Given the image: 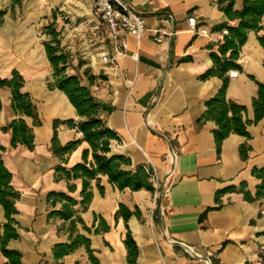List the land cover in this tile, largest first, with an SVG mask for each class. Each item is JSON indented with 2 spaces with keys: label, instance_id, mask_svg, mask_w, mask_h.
Wrapping results in <instances>:
<instances>
[{
  "label": "crops",
  "instance_id": "1",
  "mask_svg": "<svg viewBox=\"0 0 264 264\" xmlns=\"http://www.w3.org/2000/svg\"><path fill=\"white\" fill-rule=\"evenodd\" d=\"M124 1L143 17L148 30L139 41L123 34L126 54L116 65L103 66L99 55L108 46V32L100 21L103 31H98L99 46L89 59V72L76 67L74 74L98 101L99 116L116 135L108 155L128 158L123 170L149 171L155 190H120L107 175L97 174L88 181L90 199L82 203V177L67 178L56 168L69 170L81 163L84 151L87 164L92 162L89 143L76 127L60 123L58 144L78 141L77 145L62 155L51 149L55 120L78 123L83 118L63 91L48 87L52 69L38 26L49 7L43 0H0V77L10 78L13 70L21 74V92L29 94L40 121L34 125L32 117L15 113L11 88L0 87V158L11 174L10 185L19 193L11 215L18 237L9 239L6 248L20 254L21 264H52L54 245L68 244L78 234L89 239L99 264H128L123 239L129 231L138 249L137 264H204L205 259L210 264H249L264 257V197L248 201L241 189L243 183L254 195L260 183L252 170L264 166V116L247 125L248 136L229 134L219 151L214 121L202 118L205 102L222 86L217 75L204 76L213 66L211 53L219 55L218 47L228 34L219 26L233 27L238 20H229L218 0ZM241 7L242 0L233 1V10ZM189 17L196 20L194 29ZM259 24L262 29L249 30L240 48L235 60L240 68L231 69L237 76L226 73L225 98L244 105L248 120H253L256 82L264 81V49L257 40V35L264 36V14ZM19 117L32 129L33 149L11 147L10 133L1 130ZM170 146L173 161L168 157ZM64 204L72 210L70 217L56 214ZM119 204L131 211L137 208L139 216L115 218ZM6 221L0 205V225ZM5 261L0 252V264ZM58 262L94 264L82 243Z\"/></svg>",
  "mask_w": 264,
  "mask_h": 264
},
{
  "label": "trees",
  "instance_id": "2",
  "mask_svg": "<svg viewBox=\"0 0 264 264\" xmlns=\"http://www.w3.org/2000/svg\"><path fill=\"white\" fill-rule=\"evenodd\" d=\"M221 3L220 9L224 12L229 20H238L236 26H227L221 24L220 28H225L228 34L224 36L223 42L219 45L217 53H211L213 66L206 71L204 76L217 75L222 79V86L218 92L205 102L206 110L202 118L211 119L214 121L216 128L213 130L216 150L219 151L222 141L231 133L248 136L246 127L249 123H256L264 116V81L256 82L257 96L252 98L253 120L245 118L246 107L225 98L226 87L228 84V77L226 73L231 69H239V65L235 60L239 55V51L243 43L246 41L249 30L259 32L262 28L260 26V19L264 14V0H242V7L240 10H233L234 0H218ZM0 12V16H1ZM55 36L57 33L52 32ZM257 40L264 49V36L257 35ZM44 48L48 61L52 69L53 83H48V87L58 88L63 91L68 100L75 108L78 116L82 117L78 123L73 120L53 122V137L52 152L62 155L65 152L73 149L78 141H70L65 145H59L56 140V127L60 123H65L76 127L83 134V139L87 141L92 150V162L87 164L86 151L83 153V161L72 166L69 170L58 166L56 172L63 174L67 178L82 177V203L87 202L91 197L88 181L93 179L97 174L107 175L110 183L115 184L120 190L129 188L130 190L146 189L154 191L155 188L149 181L150 172L143 167H137L134 170H123L121 165L129 164V159L121 155H108L109 142L116 138L115 133L110 130L104 120L99 116L100 106L95 97L90 93L89 89L80 83V80L75 74L65 73L67 64V56L65 53L59 51L57 44L52 42H44ZM229 55L226 56V53ZM264 65V62H263ZM91 79V77H88ZM24 79L21 74L15 70L11 72L10 78L0 77V87L8 86L11 88V109L19 115L30 116L34 119V125H39L40 121L37 118L36 107L33 105L28 93L21 92ZM1 110V104H0ZM4 132L10 133V146L16 147L18 144L26 146L28 149H33V134L32 129L25 123L22 117L12 119L5 126L1 128ZM244 146L240 147V154H243ZM4 147L0 145V151ZM252 174L260 179V183L256 187L254 195L244 190V184H241V189L244 198L248 201L264 197V166L262 168H254ZM11 174L4 166L0 158V205L4 210L6 222L0 225L2 232H0V252L6 258L3 264H21L20 254L17 251L6 248L7 241L11 238H17L18 233L13 226V219L11 215L16 213L15 200L19 193L10 185ZM71 188V187H70ZM59 197L65 199L69 204H75V201L65 194H58ZM69 204H64L62 211L56 214L62 217H70L72 210ZM121 215L125 221L131 216H139L137 208L131 211L125 205L119 204V209L115 213V218ZM71 226L74 225L72 221ZM107 229V227H104ZM124 245L127 249L128 264H137L136 259L138 255L137 245L132 238L129 231H126ZM82 243L85 245L89 257L94 264H99L92 256L89 249V239L76 235L68 244L54 245L52 252L55 262L52 264H60L58 259L63 255L69 253L76 245Z\"/></svg>",
  "mask_w": 264,
  "mask_h": 264
},
{
  "label": "rangeland",
  "instance_id": "3",
  "mask_svg": "<svg viewBox=\"0 0 264 264\" xmlns=\"http://www.w3.org/2000/svg\"><path fill=\"white\" fill-rule=\"evenodd\" d=\"M43 5L49 8L38 26V36L43 42L57 44L66 54L65 73L74 74L78 67L87 74L89 59L99 46L98 31H103L93 1L43 0Z\"/></svg>",
  "mask_w": 264,
  "mask_h": 264
},
{
  "label": "built area",
  "instance_id": "4",
  "mask_svg": "<svg viewBox=\"0 0 264 264\" xmlns=\"http://www.w3.org/2000/svg\"><path fill=\"white\" fill-rule=\"evenodd\" d=\"M92 1L100 21L106 26L108 32V46L101 51L99 61L103 66H114L116 65L117 59L126 54L127 42L123 34H130L139 41L148 28L145 25L143 17L124 0ZM187 21L190 28L194 29L196 27V20L194 17H189ZM201 32H205V30L202 29ZM226 32V30H223V33ZM170 35H172V33ZM155 40L158 42L162 41L161 37H156ZM237 74V70L228 71V76L231 78L236 77ZM168 157L170 161H173L175 158V151L171 146L169 147ZM182 247L186 252L197 256L191 246L182 244ZM204 264H210L209 260L205 259ZM249 264H264V257L256 258L249 262Z\"/></svg>",
  "mask_w": 264,
  "mask_h": 264
}]
</instances>
